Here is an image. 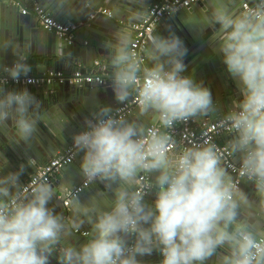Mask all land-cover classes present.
I'll list each match as a JSON object with an SVG mask.
<instances>
[{"label":"clouds","instance_id":"clouds-1","mask_svg":"<svg viewBox=\"0 0 264 264\" xmlns=\"http://www.w3.org/2000/svg\"><path fill=\"white\" fill-rule=\"evenodd\" d=\"M211 0L197 25L213 28L210 39L221 54L225 72L236 77L240 98L226 120L235 136L228 148L239 154V174L251 181L264 211V0ZM145 0H139L135 18L141 19ZM126 31L114 33L109 43L110 87L118 102L135 91L138 110L151 112L165 128L213 110L210 89L184 74L187 49L179 36L150 33L140 53H133ZM10 65L0 66V129L11 142L30 143L42 124L60 136L68 117L61 106L41 112L40 101L27 88L4 87L30 70L23 53ZM108 105H98L83 128L72 133L73 148L82 153L79 173L89 182H110L112 203L96 213L93 236L79 247L59 248V264H142L138 257L157 251L159 264H264V239L242 219L252 202L222 166L211 143L170 155V136L145 134L135 122L117 119ZM147 135V138H145ZM30 163V158L28 159ZM9 161L0 155V264H48L65 231V222L48 206L54 188L37 181L30 193L3 208L25 165L5 171ZM153 175L151 203L130 190L138 173ZM87 212L88 209H83ZM79 227V224H74ZM86 235V234H85Z\"/></svg>","mask_w":264,"mask_h":264},{"label":"water","instance_id":"water-1","mask_svg":"<svg viewBox=\"0 0 264 264\" xmlns=\"http://www.w3.org/2000/svg\"><path fill=\"white\" fill-rule=\"evenodd\" d=\"M38 1L43 8H46L47 12L57 15L62 20L70 22L81 20L85 24L77 30L73 41H70V39L61 37L43 26L33 13L21 14L17 0H0V66L10 65L17 58L16 53H23L30 66L28 75L37 77L47 68L62 70L65 74L82 70L99 74L103 81L74 83L54 81L34 84L37 85L33 86L34 88H31V85L22 84L25 88L30 87L29 91L39 99V110L42 113L52 111L55 106H61L63 114L68 117V123L64 125L63 134L60 136L50 134L44 125L38 124L37 138L27 144L11 142L8 138L10 133L0 129V155L9 161L5 171L25 165L20 175L19 188L13 190L12 196L43 163L71 142L72 133L82 130L84 117L90 118L96 106L108 105L113 111L123 103L133 100L136 95L135 91L124 102H118L113 98L110 87L109 43L117 31H126L133 39L132 24L143 20L155 4L160 5L162 2V0H145L146 11L141 19H136L135 9L139 5V0ZM244 2L249 3V0H241L236 6L242 7ZM210 4L211 0H197L189 6L180 7L172 14L161 17L151 31L154 34L167 35L168 29L171 28L181 38L187 49L183 57L184 74L191 76L195 82L202 83L210 89L215 102L213 110L196 115V119H204L209 116L217 119L234 110L235 102L240 98L238 79L230 77L225 72L221 54L217 50L215 42L210 39L214 27H218V25L206 28L197 25L188 16L189 13L196 16L206 13ZM99 8L109 9L111 16L96 13ZM94 13V17L87 19L90 14ZM86 37L90 39L89 43L88 40L85 42ZM142 50H137V53H140L138 63L141 66L147 63L142 55ZM2 75L0 73V77ZM16 86L19 85L15 84ZM15 87L12 89H16ZM141 113L138 106H133L124 120L139 124L145 131L151 122L141 119ZM222 136L231 141L235 132H225ZM235 154L233 153V156ZM81 155L82 153L77 152L72 162L59 168L47 182L54 188V195L48 206L66 225L59 243L54 248L52 255L49 256L48 264H59V248L65 245L79 247L90 240L93 236L91 225L96 213L107 209L112 203V188L116 185L112 184L111 187H107L106 185L110 182L96 181L74 197L69 205L64 206L68 191L84 178L80 175L78 168ZM29 158L30 163L28 162ZM221 164L226 168L224 163ZM227 170L232 175L234 183L248 193L249 200L252 202L251 209L242 215V219L247 225V220L253 219L255 228H251L249 225L248 227L261 236L262 232L260 231L264 227V211L260 209L258 196L252 182L246 181L241 176L238 178L236 173ZM141 173H138L134 182L128 186L130 190H136ZM147 174L151 188L143 194V197L144 201L150 204L155 193L153 185L155 173L147 172ZM84 203L91 205L86 207L83 205ZM85 208L88 209L87 212L83 211ZM74 224H79V227H74ZM76 229L78 231H75ZM82 230H87L88 234H83ZM138 259L142 260V264H157L159 253L154 251L150 256L138 257ZM205 264H214V259L210 257Z\"/></svg>","mask_w":264,"mask_h":264},{"label":"built area","instance_id":"built-area-1","mask_svg":"<svg viewBox=\"0 0 264 264\" xmlns=\"http://www.w3.org/2000/svg\"><path fill=\"white\" fill-rule=\"evenodd\" d=\"M197 0H162L161 4H155L146 14L141 21H137L132 24L133 29V39H132V50L136 54L137 50L143 49L147 44V37L153 30V27L157 21L165 16L170 15L176 9L180 7H186L190 4L196 2ZM20 6L21 12L23 14L33 13L40 20L41 24L47 29L54 31L61 37L66 39L73 38V33L78 30L85 23L84 21H75L72 23H65L58 21L52 17L45 8H43L37 0H29V3L22 4L17 2ZM250 4L244 2L242 7H248ZM96 13H103L107 16H111V11L107 8H99ZM94 14H90L87 19L94 17ZM87 42V41H86ZM98 63V62H96ZM3 74V73H2ZM4 74L0 77L2 78ZM64 82L69 81L74 82H102L103 79L99 74L86 72L82 70H76L71 74H65L63 71L58 69H47L39 76L26 75L21 77L18 81H12L10 79L4 82V85H22V84H37V83H51V82ZM139 99L136 94L133 100L128 101L117 107L111 112V115L117 119H124L125 116L131 112L133 106H138ZM229 113V112H228ZM220 116L217 119H196L195 116L188 118L187 120L178 121L173 126L165 128L157 120L150 124L144 131L145 134H163L170 136L174 142V146L170 147L169 152L175 149L176 143L179 140L181 146L179 152L187 147H197L202 146L206 143H211L215 146L218 157L221 163H224L226 168L230 171L236 173L239 177V163L233 161V153L229 150L227 144H222L219 142V137L225 132L234 131L231 128L230 123L227 122V114ZM147 138V135L146 137ZM77 151L72 146V141L66 146V148L53 156L45 163H43L38 170L30 175L20 189L11 196L6 203L3 204V208H7L9 205L14 203L17 197H26L31 190V187L37 182H49L55 173L63 165L72 162ZM92 182H89L86 178L76 186H74L67 193V198L64 201L65 205H69L71 200L76 197L80 192L85 190ZM151 188L150 181H148L147 171H143L139 177V184L135 191H140L143 194L146 193ZM75 231H78L76 229ZM83 234H88L87 230L81 231ZM264 239V227L262 229V235L259 236ZM160 260V256H159ZM159 260L157 264H159Z\"/></svg>","mask_w":264,"mask_h":264},{"label":"crops","instance_id":"crops-1","mask_svg":"<svg viewBox=\"0 0 264 264\" xmlns=\"http://www.w3.org/2000/svg\"><path fill=\"white\" fill-rule=\"evenodd\" d=\"M38 1V0H37ZM17 2H21L22 4H27V3H29V0H17ZM39 2V1H38ZM46 9V8H45ZM20 13L21 14H23L22 12H21V10H20ZM49 13V12H48ZM52 17H54L55 19H57L58 21H61V22H65V23H72V22H75V21H79V20H75V21H66V20H62V19H60L57 15H55V14H52V13H49ZM36 16V15H35ZM79 30V29H78ZM76 32H78L77 30L73 33V38L72 39H74L75 38V36H76ZM79 34V33H78ZM88 40V43L90 42V39L88 38V37H86V39H85V42ZM73 41V40H72ZM47 69H51V68H47ZM46 69V70H47ZM59 69H61V68H59ZM45 71V70H44ZM44 71H42V73L44 72ZM62 71V70H61ZM28 75V74H27ZM31 76V75H30ZM37 84H39V83H37ZM11 85H14V86H10V85H4V86H6L5 88H9V86H10V88L12 89V88H14L15 87V84H11ZM22 86V87H21ZM19 85V86H16L15 88H16V90H19L20 88H25V87H23V85ZM32 87L31 88H34L33 86H37V85H31ZM27 89L29 90L30 89V87H27ZM140 117H141V119H143V120H145V121H147V122H151V123H153V122H155V121H157V119H156V116H155V114H153V113H151V112H148V113H141V115H140ZM198 117H200V116H198ZM200 119V118H199ZM208 119H213L211 116H209L208 117ZM219 142L220 143H222V144H227V145H229V143H230V141L229 140H227V139H224V137L221 135L220 137H219ZM180 146H181V142L178 140L177 141V143H176V147H175V149H173L172 151H170V152H173V153H170V155H172V156H176V155H178L179 154V148H180ZM66 148V147H65ZM65 148H62V149H60L58 152H57V154L58 153H60L61 151H63ZM233 153V152H232ZM56 154V155H57ZM233 160L236 162V163H240L239 161H240V159H239V154L238 153H236L235 154V156H233ZM238 178H240L239 176H238ZM84 206H86V207H88L89 205H91V204H83ZM64 206H67V205H65L64 204ZM247 223H248V225L251 227V228H255L254 227V225H253V223H254V220L253 219H251V218H249L248 220H247ZM253 230V229H252ZM260 231V230H259ZM260 232H262V230L260 231Z\"/></svg>","mask_w":264,"mask_h":264}]
</instances>
